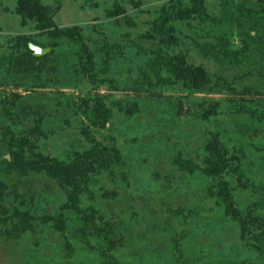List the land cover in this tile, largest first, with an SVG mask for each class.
Here are the masks:
<instances>
[{"label":"rangeland","instance_id":"374dc122","mask_svg":"<svg viewBox=\"0 0 264 264\" xmlns=\"http://www.w3.org/2000/svg\"><path fill=\"white\" fill-rule=\"evenodd\" d=\"M201 2L0 0V264H264V0Z\"/></svg>","mask_w":264,"mask_h":264},{"label":"trees","instance_id":"16d2710c","mask_svg":"<svg viewBox=\"0 0 264 264\" xmlns=\"http://www.w3.org/2000/svg\"><path fill=\"white\" fill-rule=\"evenodd\" d=\"M206 1L207 0H202L201 4L203 2L206 3ZM201 7H202V5H201ZM167 9H170V8H168L165 4L164 8L161 12V15L155 20L156 22L158 21V23L153 28L154 32L158 33L159 29L164 28L163 18L168 19ZM159 33H161V32H159ZM30 51L32 53H34V50L32 48H30ZM165 55H168V57H167L168 65L165 66L167 70L169 68L168 71H171L173 74H175L176 77L184 76V78H186V79H190L192 77V74H193L191 72L192 66L187 65V61H185V59L183 57H181L180 55H176L174 53H173V55H171L170 53H165ZM199 68H200V74L202 72V74L205 76V78H207L208 73L206 72V70L201 68V67H199ZM185 71H187V73H185ZM109 152L110 151H109L108 145L107 146L105 145V146H102L101 150L97 151V153L91 152V155L86 159L90 163H93V162L97 161L100 158V156H106L107 154H109ZM109 157H110V155H109ZM109 157L105 159V162H108L111 160V158H109ZM81 168L78 166H75L74 164H72V165L71 164H69V165L63 164L62 166H59L58 169H55V166H53V168H51V169H53L55 174L61 179V181L70 185L71 190H72L73 199L77 198V194H78L80 187H81V182H80V179H79L78 174H77V173L80 174L82 172ZM225 185H227L226 182H224V186Z\"/></svg>","mask_w":264,"mask_h":264},{"label":"water","instance_id":"95a60500","mask_svg":"<svg viewBox=\"0 0 264 264\" xmlns=\"http://www.w3.org/2000/svg\"><path fill=\"white\" fill-rule=\"evenodd\" d=\"M30 46L34 50L35 55H37V56L43 55V54H45L49 50V48L44 49L42 47H39V46L33 45V44L30 45Z\"/></svg>","mask_w":264,"mask_h":264}]
</instances>
